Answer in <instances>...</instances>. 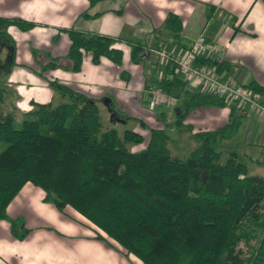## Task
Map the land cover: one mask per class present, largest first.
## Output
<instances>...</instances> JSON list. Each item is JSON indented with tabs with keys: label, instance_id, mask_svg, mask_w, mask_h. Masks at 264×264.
<instances>
[{
	"label": "trees",
	"instance_id": "16d2710c",
	"mask_svg": "<svg viewBox=\"0 0 264 264\" xmlns=\"http://www.w3.org/2000/svg\"><path fill=\"white\" fill-rule=\"evenodd\" d=\"M98 0H87L89 8ZM90 16L86 9L80 13ZM97 13L91 14L95 16ZM8 25L27 30L34 22L21 17L0 16V36L10 41ZM161 27L177 34L181 21L166 13ZM68 40L69 70L78 71L82 57L93 64L104 57L121 64L122 50L110 35L64 29ZM129 59L144 61L150 51L137 41L127 42ZM12 57V55H11ZM152 80L176 98L180 110L173 126H180L189 110L200 105L223 106L222 96L189 91L174 71V63ZM217 72L230 64L196 56ZM53 59L36 74L53 69ZM127 80L129 73L120 70ZM48 86L61 97L55 105L32 102L15 127L11 114L0 115V220L9 223L10 234L23 238L28 228L20 217H8L6 206L19 188L29 182L43 191L42 200L58 211L71 207L88 221L93 237L111 240L143 264H264V179L247 172L236 148L223 156L220 140L232 137L239 125L233 115L222 126L191 132L196 144L183 158L171 154L163 127H150L136 118L149 135L144 146L129 150L126 143L143 141L141 133L124 128L101 129L96 99L74 90L56 77H46ZM247 85L264 92L255 81ZM184 127L190 131L189 125ZM264 163V156L262 158Z\"/></svg>",
	"mask_w": 264,
	"mask_h": 264
},
{
	"label": "crops",
	"instance_id": "0c3cea01",
	"mask_svg": "<svg viewBox=\"0 0 264 264\" xmlns=\"http://www.w3.org/2000/svg\"><path fill=\"white\" fill-rule=\"evenodd\" d=\"M87 6V0H0V16L34 22L27 30L14 25L6 27L14 47L11 51L7 40L9 45L3 50L6 53L0 56V66L6 65L0 69V115L24 114L32 102L52 104L57 92L48 86L46 77L53 76L95 98L99 112L113 106L119 116H125L123 121L129 115L150 127L173 126L180 112L177 101L153 109L147 105L149 85L172 63L161 61L152 53L144 61L131 62L129 41L141 43L150 52L166 45L172 52L180 53L201 34L217 47L215 55L205 57L230 64L221 75L243 84L255 81L264 86V0H98ZM84 9L90 16L79 14ZM168 12L177 14L181 21L177 34L161 27ZM93 13L97 14L91 16ZM70 26L115 38L113 45L122 50L121 64L104 57L93 64L89 54H85L80 69L69 70V40L64 29ZM49 59L56 66L36 74L34 70ZM122 69L129 73L127 80L119 77ZM57 98L61 101L60 96ZM161 106L172 109L165 111ZM230 109L239 116V125L235 134L221 139L220 144L232 145L231 140L239 136L238 146L243 152L236 149L246 162L247 172L264 179V123L252 112L245 113L233 104L195 106L182 119V124L191 130L184 125L173 126L177 130L173 139L177 146L190 141L193 147L196 140L191 132L222 126L230 118ZM133 120L130 129L143 136L142 142L133 145V150H138L147 141L149 131L136 118ZM42 197L40 188L25 182L8 202L7 216L20 217L29 230L17 239L9 232L8 221L0 220V264H143L112 242L93 237L91 229L74 215L71 207L65 206L60 212Z\"/></svg>",
	"mask_w": 264,
	"mask_h": 264
},
{
	"label": "built area",
	"instance_id": "2783aa9c",
	"mask_svg": "<svg viewBox=\"0 0 264 264\" xmlns=\"http://www.w3.org/2000/svg\"><path fill=\"white\" fill-rule=\"evenodd\" d=\"M159 60H171L176 75L184 80L189 91L212 93L222 96L226 104L235 108L252 112L264 121V92L256 91L247 84L240 83L230 76L217 73L211 65L195 61L196 56L215 55L217 47L205 41L201 34L197 35L180 53L172 52L166 45L152 49ZM148 108L153 109L159 104L171 105L176 102L173 95L166 94L160 86L150 84L148 87Z\"/></svg>",
	"mask_w": 264,
	"mask_h": 264
},
{
	"label": "rangeland",
	"instance_id": "374dc122",
	"mask_svg": "<svg viewBox=\"0 0 264 264\" xmlns=\"http://www.w3.org/2000/svg\"><path fill=\"white\" fill-rule=\"evenodd\" d=\"M8 45L9 44L7 43V40L4 37L0 36V48H1L0 56H4L5 55V53H6L5 51L7 50L5 48H7ZM4 49H5V51H3ZM150 53L155 55V53L152 50H151ZM3 64H4V61H3ZM4 66H6V65L4 64L3 66H0V69H3ZM59 96L60 95L57 93L56 96L52 99V104H57L58 102H60V100L57 98ZM62 99L64 101H69V98L67 96L61 97V100ZM225 105H228V104L225 103ZM160 109H162V110L164 109L166 111V110H169V109L171 110L172 107L161 106ZM2 111H3V109L1 108L0 112H2ZM99 115H100V122H101L100 128L101 129L112 127V128H115L118 133H120L122 131V129L131 128L133 126V124H134V120H133L132 117H129V118L126 117L127 119L125 121H123L122 116L123 117H125V116L124 115L119 116L118 111L115 110V108L113 106H110L106 110L101 109L100 112H99ZM26 117H28V115H26V114L24 115V114L14 113L13 114V124H14V126L18 127L20 125V120L22 118H26ZM256 119H257V117H256ZM263 123H264V121H263ZM163 128L165 129V132L168 135L167 146H168L171 154L176 155V156H178L180 158H183L184 156H186L188 154L189 150L192 148L191 142L190 141H186V144L184 146L183 145L177 146L175 141H174V139H173L174 134L177 133V130L175 129V127H173V126L168 127V124H164ZM238 138H240V137L236 136L233 140H231V144L232 145L220 144V147H221V149L223 151V156L225 155V152L229 148V146H232L233 148H237L238 150L241 151V153L243 152V149L238 146V143L240 142L238 140ZM228 142H230V141H228ZM258 142L261 143L262 141H258ZM125 145H126V147L129 150H133V148H134V146H133L134 144L133 143H126ZM4 146H5V143L3 141H0V150ZM68 209H70V208H68ZM71 211H74V210L71 209ZM73 213H75L74 214L75 216H77L78 218L83 220V222L86 224V226L89 229H91V234H92L93 230H92V228H90L88 226V224H87L88 221L83 216H81L79 213H77L75 211ZM111 242L116 245V243L114 241L111 240Z\"/></svg>",
	"mask_w": 264,
	"mask_h": 264
}]
</instances>
